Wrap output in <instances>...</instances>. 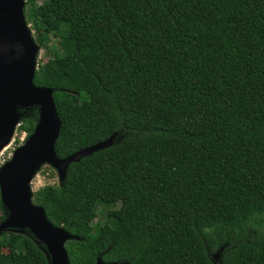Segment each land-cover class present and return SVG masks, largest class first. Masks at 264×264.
<instances>
[{"label": "trees", "instance_id": "16d2710c", "mask_svg": "<svg viewBox=\"0 0 264 264\" xmlns=\"http://www.w3.org/2000/svg\"><path fill=\"white\" fill-rule=\"evenodd\" d=\"M25 14L40 47L59 45L34 77L54 89L58 155L114 138L34 192L79 237L70 264H264V0H26ZM0 264L49 258L11 229Z\"/></svg>", "mask_w": 264, "mask_h": 264}, {"label": "water", "instance_id": "95a60500", "mask_svg": "<svg viewBox=\"0 0 264 264\" xmlns=\"http://www.w3.org/2000/svg\"><path fill=\"white\" fill-rule=\"evenodd\" d=\"M26 0H0V152L8 146L24 115L20 109L39 108V119L26 141L0 167L1 200L6 230H30L48 253L49 264H70L66 243L79 238L48 218L46 209L34 201L32 181L43 165L57 170L64 180L70 163L110 146L114 138L98 142L61 158L56 144L61 133L54 89L35 84L40 45L30 30L25 14ZM219 260V253L214 254ZM96 264H106L100 258Z\"/></svg>", "mask_w": 264, "mask_h": 264}, {"label": "rangeland", "instance_id": "374dc122", "mask_svg": "<svg viewBox=\"0 0 264 264\" xmlns=\"http://www.w3.org/2000/svg\"><path fill=\"white\" fill-rule=\"evenodd\" d=\"M30 26V30L32 32V34L34 35V37H36L37 35H39V29L36 25L34 24H29ZM58 42L55 39H51L49 42V49H45L44 47H40L39 48V53L37 56V60H36V67L37 70L39 68V64L45 62L47 59L54 57L56 49L58 47ZM30 109H20V111L22 113H24V115L22 117H24L27 113V111ZM22 121V118H21ZM19 137V141H16V138ZM26 137H27V133L23 132L21 134H18L16 132V134L13 137L12 142L6 146L0 153V159L3 157L8 158L9 156H12L11 153H13V151L18 148L20 145H22L25 141H26ZM52 168V169H51ZM61 178L59 177V174L57 172L56 169H54L52 166L46 164L43 165L40 170L38 171V174L34 177L33 181H32V187H33V191H37L40 188L48 185V184H61ZM2 214L0 213V216ZM108 213L104 210L100 211L99 213V220L103 221L107 218ZM14 230V229H13ZM16 231H21L24 232V230H16ZM10 248H5L3 250V252H9Z\"/></svg>", "mask_w": 264, "mask_h": 264}, {"label": "built area", "instance_id": "2783aa9c", "mask_svg": "<svg viewBox=\"0 0 264 264\" xmlns=\"http://www.w3.org/2000/svg\"><path fill=\"white\" fill-rule=\"evenodd\" d=\"M20 124H21V122L18 124V127L20 126ZM18 127H17V133H18ZM15 151V150H14ZM14 151H13V153H14ZM1 153V152H0ZM13 153H11V155L13 156ZM12 156H9L8 158H6V157H4V155H3V157L0 159V167L4 164V163H6L8 160H10L11 158H12Z\"/></svg>", "mask_w": 264, "mask_h": 264}]
</instances>
